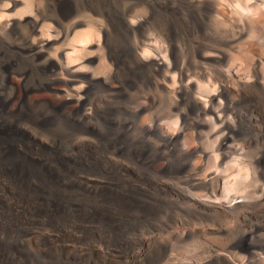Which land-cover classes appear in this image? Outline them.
<instances>
[{"label": "bare ground", "instance_id": "1", "mask_svg": "<svg viewBox=\"0 0 264 264\" xmlns=\"http://www.w3.org/2000/svg\"><path fill=\"white\" fill-rule=\"evenodd\" d=\"M48 2L0 6V264H264V0Z\"/></svg>", "mask_w": 264, "mask_h": 264}, {"label": "rangeland", "instance_id": "2", "mask_svg": "<svg viewBox=\"0 0 264 264\" xmlns=\"http://www.w3.org/2000/svg\"><path fill=\"white\" fill-rule=\"evenodd\" d=\"M13 1H18L19 2V4H17V6L14 8V9H12L11 11H4L7 15H10V16H13V17H20L21 16V14L23 13V14H29L30 12H32L33 11V9H34V7L37 5V4H39L40 6H43V8L42 9H44V10H46V11H50L51 10V5L49 4V2L48 1H50V0H44V2H42L43 0H0V6L2 5V4H8V3H10V4H12V2ZM36 3V4H35ZM34 4V5H33ZM43 4V5H42ZM32 6V7H31ZM25 8V9H24ZM32 8V9H31ZM22 12H21V11ZM24 10V11H23ZM30 11V12H29ZM25 12V13H24ZM87 14H85V16H86ZM87 17V16H86ZM85 17H81V16H79V17H76L75 19L76 20H81V19H84ZM85 21V20H84ZM86 21H87V19H86ZM81 29V30H80ZM76 30V29H75ZM73 31L72 30V32H70V33H66L67 35H65L66 37H64V38H62L61 40H59L58 42H57V44L55 45V47H54V50H57V49H61V48H64L65 47V44H67V43H69V41L73 38V37H77L78 36V38L80 37V38H82L83 36H84V32H85V30H86V25H83V26H81V27H78L77 28V31ZM74 32H76L75 34H73ZM77 38V39H78ZM67 42H66V41ZM98 42H99V35L94 39V41L92 42L93 43V45L91 46V45H84L83 46V50H86V52H89L90 50V52L91 53H94L95 52V50H97L98 49V47H97V45H98ZM60 47V48H59ZM57 48V49H56ZM88 48V49H87ZM91 48V49H90ZM94 49V50H93ZM89 52V53H90ZM0 78H2V72H0ZM194 144V141L192 140V139H190V142H189V145L191 146V145H193Z\"/></svg>", "mask_w": 264, "mask_h": 264}]
</instances>
